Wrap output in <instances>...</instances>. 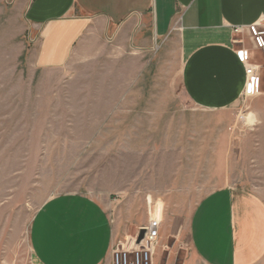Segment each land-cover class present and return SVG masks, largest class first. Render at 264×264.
I'll use <instances>...</instances> for the list:
<instances>
[{
  "label": "rangeland",
  "instance_id": "rangeland-1",
  "mask_svg": "<svg viewBox=\"0 0 264 264\" xmlns=\"http://www.w3.org/2000/svg\"><path fill=\"white\" fill-rule=\"evenodd\" d=\"M23 26L21 35L0 27V264H35L33 223L60 195L102 204L126 246L160 221L154 264H199L188 225L211 192L233 186L264 198V94L221 112L130 108L127 90L146 61L112 60L120 50L100 39L90 56L76 45L63 65L36 67L34 30Z\"/></svg>",
  "mask_w": 264,
  "mask_h": 264
},
{
  "label": "crops",
  "instance_id": "crops-1",
  "mask_svg": "<svg viewBox=\"0 0 264 264\" xmlns=\"http://www.w3.org/2000/svg\"><path fill=\"white\" fill-rule=\"evenodd\" d=\"M259 20L264 0H0V27L19 35L24 24L34 30L36 67L63 65L76 45L90 56L100 39L120 50L112 60L146 61L126 97L128 107L141 109L186 103L221 112L239 105L246 67L238 51L246 50L249 62L262 68L264 55L247 33L236 36L233 28ZM158 44L176 45L175 54L153 52ZM188 232L199 264H259L264 198L245 188L221 187L196 205ZM115 238L102 204L81 194L60 195L33 223L34 263L112 264Z\"/></svg>",
  "mask_w": 264,
  "mask_h": 264
},
{
  "label": "built area",
  "instance_id": "built-area-1",
  "mask_svg": "<svg viewBox=\"0 0 264 264\" xmlns=\"http://www.w3.org/2000/svg\"><path fill=\"white\" fill-rule=\"evenodd\" d=\"M236 36L247 33L254 48L264 54V20H259L244 27H234ZM238 42H241L238 41ZM240 61L246 67L245 98L256 97L260 92L262 66L249 62V54L246 50L238 51ZM159 224L151 222L145 227V236L139 246H126L121 241L115 242L111 255L112 264H154V257L158 245Z\"/></svg>",
  "mask_w": 264,
  "mask_h": 264
},
{
  "label": "clouds",
  "instance_id": "clouds-1",
  "mask_svg": "<svg viewBox=\"0 0 264 264\" xmlns=\"http://www.w3.org/2000/svg\"><path fill=\"white\" fill-rule=\"evenodd\" d=\"M254 122H258V121H256L255 119H254ZM250 126V125H249ZM163 208H164V205H163V203L162 202H157V215H158V217L160 218V219H163V215H162V213H163Z\"/></svg>",
  "mask_w": 264,
  "mask_h": 264
},
{
  "label": "bare ground",
  "instance_id": "bare-ground-1",
  "mask_svg": "<svg viewBox=\"0 0 264 264\" xmlns=\"http://www.w3.org/2000/svg\"><path fill=\"white\" fill-rule=\"evenodd\" d=\"M243 118H244V117H243ZM246 118H247V121H249V120H250V121H251V123H250V124H251L252 126H254V122H253V120H251V118H250V117H246ZM157 224H160V221H159V222H157Z\"/></svg>",
  "mask_w": 264,
  "mask_h": 264
},
{
  "label": "water",
  "instance_id": "water-1",
  "mask_svg": "<svg viewBox=\"0 0 264 264\" xmlns=\"http://www.w3.org/2000/svg\"><path fill=\"white\" fill-rule=\"evenodd\" d=\"M144 231V230H143ZM143 238H141V240H142Z\"/></svg>",
  "mask_w": 264,
  "mask_h": 264
}]
</instances>
